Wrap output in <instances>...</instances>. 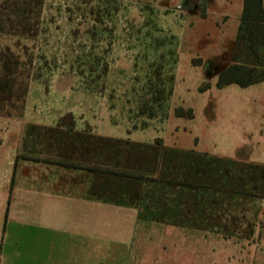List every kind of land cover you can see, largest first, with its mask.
Segmentation results:
<instances>
[{"label": "rangeland", "instance_id": "1", "mask_svg": "<svg viewBox=\"0 0 264 264\" xmlns=\"http://www.w3.org/2000/svg\"><path fill=\"white\" fill-rule=\"evenodd\" d=\"M190 1L192 11L182 9L183 0L124 1L118 18H106L102 29L96 25L93 35H88L85 31L93 23L73 11L72 0H47L38 41L21 44L27 48L24 52H34L40 78L30 82L22 119L0 116V159L18 152L20 131L27 123L53 126L71 113L79 130L90 128L101 136L142 143L162 138L167 146L240 160L249 157L252 146L250 160L264 162V87L220 90L213 80L209 91L199 92L212 79L213 70L207 67L220 44L221 6L219 0H206L205 5ZM142 12L163 29L155 36L176 35L179 52L170 116L145 125L136 115L146 66L174 46L158 49L150 39L129 37L133 30L128 22ZM75 31L77 37L72 35ZM16 41L4 39L0 44L13 46ZM144 55L149 59L144 60ZM193 60L202 66H194ZM89 62L96 64L94 72ZM178 107L193 109L195 118L176 117ZM49 167L42 168L68 174V188L80 182L87 185L85 173ZM157 225L147 230L142 251L146 264H264V222L258 223L251 242Z\"/></svg>", "mask_w": 264, "mask_h": 264}, {"label": "trees", "instance_id": "2", "mask_svg": "<svg viewBox=\"0 0 264 264\" xmlns=\"http://www.w3.org/2000/svg\"><path fill=\"white\" fill-rule=\"evenodd\" d=\"M46 1L0 0V41L17 39L13 46L0 44V116L22 119L30 82L40 78L34 52H24L27 48L21 44L23 40L38 41ZM124 1L129 0H72L73 11L82 12L87 23H93L85 31L88 35H93L96 25L102 29L106 18H118ZM190 2L183 0L182 9L192 11ZM200 2L206 4V0ZM128 23L133 30L129 37L150 39V45L158 49L166 44L174 46L147 64L136 115L144 125L154 119L164 122L170 116L179 61L177 37L155 36L163 29L143 12ZM72 35L77 37L78 32ZM148 59L144 55V60ZM192 63L202 66L201 61ZM89 65L94 72L96 64ZM207 68L217 73L218 89L230 85L248 88L264 82L263 0H244L231 64L221 68L212 62ZM211 87L207 82L199 92ZM174 115L195 118L191 108L178 107ZM21 161L85 173L92 199L137 208L139 220L239 242L253 241L258 223L264 222V163L179 149L165 145L162 138L142 143L101 136L90 128L79 130L71 113L53 126L27 123L16 165Z\"/></svg>", "mask_w": 264, "mask_h": 264}, {"label": "crops", "instance_id": "3", "mask_svg": "<svg viewBox=\"0 0 264 264\" xmlns=\"http://www.w3.org/2000/svg\"><path fill=\"white\" fill-rule=\"evenodd\" d=\"M219 1L220 44L209 64L225 68L231 64L244 0ZM211 76L209 83L216 80V86L218 75ZM259 87L264 82L243 89ZM23 135L24 129L20 140ZM253 152L248 147L243 160L252 161ZM16 156L17 151L0 159V264H146L147 230L158 223L139 220L137 208L92 199L87 183L68 188V174L46 171L45 164L16 165Z\"/></svg>", "mask_w": 264, "mask_h": 264}, {"label": "built area", "instance_id": "4", "mask_svg": "<svg viewBox=\"0 0 264 264\" xmlns=\"http://www.w3.org/2000/svg\"><path fill=\"white\" fill-rule=\"evenodd\" d=\"M2 246H3V235L0 234V256H1V252H2Z\"/></svg>", "mask_w": 264, "mask_h": 264}]
</instances>
